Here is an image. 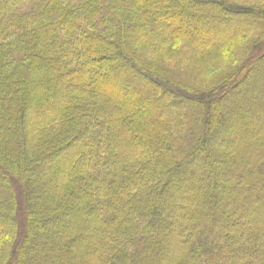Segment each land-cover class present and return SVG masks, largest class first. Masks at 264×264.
<instances>
[{
  "label": "trees",
  "instance_id": "16d2710c",
  "mask_svg": "<svg viewBox=\"0 0 264 264\" xmlns=\"http://www.w3.org/2000/svg\"><path fill=\"white\" fill-rule=\"evenodd\" d=\"M0 264H264V0H0Z\"/></svg>",
  "mask_w": 264,
  "mask_h": 264
},
{
  "label": "rangeland",
  "instance_id": "374dc122",
  "mask_svg": "<svg viewBox=\"0 0 264 264\" xmlns=\"http://www.w3.org/2000/svg\"><path fill=\"white\" fill-rule=\"evenodd\" d=\"M240 1H243V0H240ZM245 1H253V2H256V1H259V0H245Z\"/></svg>",
  "mask_w": 264,
  "mask_h": 264
}]
</instances>
